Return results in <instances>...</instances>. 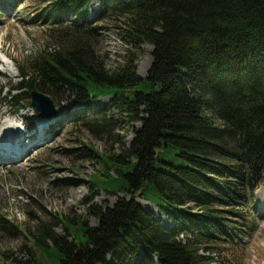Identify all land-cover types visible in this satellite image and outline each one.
<instances>
[{"label": "trees", "instance_id": "16d2710c", "mask_svg": "<svg viewBox=\"0 0 264 264\" xmlns=\"http://www.w3.org/2000/svg\"><path fill=\"white\" fill-rule=\"evenodd\" d=\"M89 1L50 0L41 14L55 24V44L18 65L10 92H20L9 98L18 112L23 90L28 104L34 89L73 96L68 103L85 105L74 116L99 132L122 125L113 124L115 111L128 125L139 121L122 150L96 152L102 178L91 180L127 195L91 205L94 225L68 218L64 234L46 221L25 228L33 264H226L212 252L251 227L250 203L264 183V0H100L98 17L119 20L126 45L113 68L96 49ZM145 43L153 60L142 75ZM105 94L108 101L95 102ZM169 151L179 164L160 158ZM0 226L22 230L3 213ZM4 264L21 263L7 254Z\"/></svg>", "mask_w": 264, "mask_h": 264}, {"label": "rangeland", "instance_id": "374dc122", "mask_svg": "<svg viewBox=\"0 0 264 264\" xmlns=\"http://www.w3.org/2000/svg\"><path fill=\"white\" fill-rule=\"evenodd\" d=\"M95 1V5H92L91 0L88 3V19L99 27L96 49L107 66L113 68L123 60L126 48L118 28L121 22L111 16L99 18L100 0ZM49 4L50 0H0V58L10 64L0 62V124L8 117L16 122L17 119H25L27 124L33 122L36 125L34 137L33 129L26 130L24 139L18 142L27 146L23 154L15 151L19 155L11 159L9 155L12 151H9L8 159L1 154L2 148L0 149V213L19 223L22 229L14 233L0 226V264L5 263L7 254L10 259H16L21 264H33L34 256L29 246L34 237L25 228L35 227L46 221L56 231L64 234L65 220L68 218L94 225L97 224L98 217L89 211L91 205L96 208L104 207L127 195L122 190L113 193L104 187H95L91 180L95 177L102 178L98 175L102 171L103 160L96 152L105 154L122 150V147L129 144L134 127L140 125L139 121L128 125L126 119L115 111L113 124L122 125L117 126L112 134L103 130L95 131V125L90 126L87 120L83 122L74 116L84 108V103L77 101L70 104L73 96L65 94L52 96L58 115L46 118L42 127L37 126L39 118L33 114L37 110L28 104L27 92L24 90L22 94L25 95V107L18 112L14 111L13 100L9 97L10 93L20 92L17 89L10 92L19 83L18 65L40 48H53L55 44L49 35L55 24L51 19L45 21L41 14ZM152 49L153 45L150 43L142 46L137 59L138 71L142 75L148 74L150 69ZM4 53L9 57L5 58ZM110 97L109 94L100 95L95 102L105 103ZM10 128H0V132L8 134L17 131V128L14 131H10ZM19 130V135H22L21 129ZM120 138H123L125 144L115 140ZM160 158L180 163L173 151L163 153ZM109 175L115 176L113 172ZM112 178L114 177L111 180ZM108 179L109 177L105 178ZM92 186L95 187L94 191ZM258 190L250 203L252 214L248 221L251 227L240 234L236 244L220 240L218 247L212 252L216 260L224 259L229 264H264V183L260 184ZM139 198L145 208L155 210L151 207V202ZM158 217L165 224L173 223L166 215Z\"/></svg>", "mask_w": 264, "mask_h": 264}, {"label": "bare ground", "instance_id": "6f19581e", "mask_svg": "<svg viewBox=\"0 0 264 264\" xmlns=\"http://www.w3.org/2000/svg\"><path fill=\"white\" fill-rule=\"evenodd\" d=\"M91 1H92V5H95L96 4V1L95 0H91ZM1 51H2V49H1ZM4 54H5V58H8L9 57L8 55H6V53H4ZM0 60H2V59L0 58ZM4 62H5V64L7 63L6 61H4ZM7 65L10 66V64H8V63H7ZM13 73L15 74V72H13ZM3 121L4 122H2L0 124V128H3V129L6 128V130H7L8 128L11 127L10 128V131H14L15 128H17V131L15 133L4 134L5 132H0V135H1V137H0V149L2 148V151H1L2 153L1 154L6 157L7 154H8V152L9 151H12L9 156L12 157L11 159H13L14 157H16V156L19 155L18 153L23 154L26 151V147L27 146H24V143L23 142H21L20 144H18V142L20 140H23V138H24L25 135L24 134L23 135H19L20 134V130L19 129H21V127L19 126L20 124L18 125V122H16L12 118L6 117V118H4ZM42 121H44V118H40V124H41V126L44 125L43 124L44 122H42ZM12 124H14V125H12ZM16 134H18V135H16ZM12 149H14V151ZM15 151H17L18 153H16ZM10 157L8 158V156H7L8 159H10ZM153 206L155 208H157L155 205H153ZM157 210H158V208H157Z\"/></svg>", "mask_w": 264, "mask_h": 264}, {"label": "water", "instance_id": "95a60500", "mask_svg": "<svg viewBox=\"0 0 264 264\" xmlns=\"http://www.w3.org/2000/svg\"><path fill=\"white\" fill-rule=\"evenodd\" d=\"M32 100L31 104L40 110L43 114H57L58 110L54 106L53 97L43 91L34 89L31 92ZM51 109V110H50Z\"/></svg>", "mask_w": 264, "mask_h": 264}, {"label": "clouds", "instance_id": "9594fccd", "mask_svg": "<svg viewBox=\"0 0 264 264\" xmlns=\"http://www.w3.org/2000/svg\"><path fill=\"white\" fill-rule=\"evenodd\" d=\"M20 127H21V129L23 130V124H22V122L20 123V125H19Z\"/></svg>", "mask_w": 264, "mask_h": 264}]
</instances>
